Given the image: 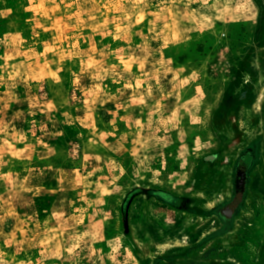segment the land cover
I'll return each mask as SVG.
<instances>
[{"label":"rangeland","instance_id":"rangeland-1","mask_svg":"<svg viewBox=\"0 0 264 264\" xmlns=\"http://www.w3.org/2000/svg\"><path fill=\"white\" fill-rule=\"evenodd\" d=\"M263 128L264 0H0V264H264L262 182L213 245L215 219L124 214L215 206Z\"/></svg>","mask_w":264,"mask_h":264},{"label":"flooded vegetation","instance_id":"flooded-vegetation-1","mask_svg":"<svg viewBox=\"0 0 264 264\" xmlns=\"http://www.w3.org/2000/svg\"><path fill=\"white\" fill-rule=\"evenodd\" d=\"M263 166L264 128L249 135L248 143L240 150L237 164L230 175L228 194L222 197L215 206L207 207L197 200V197L193 196H171L173 201L167 202L166 199L170 196L165 192L140 188L133 191L126 199L124 209L126 221L128 215L130 216L129 204L131 200L142 199L144 207L155 201L157 204L168 206L171 210L180 212L183 216L196 215L198 223L207 220V218L215 219L218 223L217 228L213 229L215 232L213 231L207 237H210L212 245L217 242L220 243L221 239L229 238L233 233L239 232L243 224L247 222L246 216L250 213L249 201L251 192L259 182L264 183ZM157 193L163 195V198L159 197ZM203 237H205V234H203ZM188 245L182 246L180 250L173 248L164 252L162 256H172L171 258L174 259V261H166L167 264H178V258L184 257L186 255L184 252L189 250L190 245Z\"/></svg>","mask_w":264,"mask_h":264}]
</instances>
